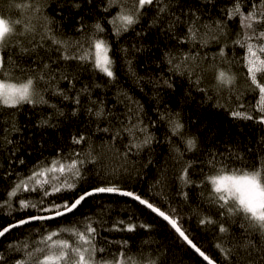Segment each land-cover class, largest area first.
Instances as JSON below:
<instances>
[{
	"label": "trees",
	"instance_id": "1",
	"mask_svg": "<svg viewBox=\"0 0 264 264\" xmlns=\"http://www.w3.org/2000/svg\"><path fill=\"white\" fill-rule=\"evenodd\" d=\"M231 2L232 0H170L169 13H174L181 21L171 30L166 27L167 22L172 20L171 15L167 18L158 16L157 5L146 6L140 22L128 32L116 36L108 21L116 14L117 9L108 8L107 0H45L42 14L49 18V27L58 38L70 42L81 40L94 31L93 26L98 22L108 29L105 35L112 43L116 78L112 80L92 70L87 64L78 66L76 61H58L61 69L76 76L75 87L70 90V95L85 85L89 86L91 95H81L79 106L49 93L46 98L58 105L64 112L63 116L54 115L56 110L47 105L34 107L25 104L18 110L0 109V202L7 199L5 193L10 190L18 174H28L37 161L51 159L60 152L86 149L91 144L97 163L86 166L92 171L75 192L63 195L75 196L100 182L97 172L110 174L115 169V175H109L108 178L119 181L122 187L155 198L157 204H170L176 208L183 218L184 227L195 238V242L208 250L213 258L223 260L214 246L222 234L218 232L216 225H200L199 220L203 216H211L225 223L229 232L223 238L231 242H238L245 236L244 230L240 228L242 221L218 215L220 210L207 199V186L201 188L197 185L208 171L204 162L210 153L218 154V158L222 155L233 167L241 166L238 157L243 158L245 163H250L264 155V125L235 119L229 114L239 103H244L247 107L253 101L252 93L245 92L240 100H236V93H233V98L227 103L224 99L219 101L224 107L216 106L217 94L212 79L214 68H209V65L220 44L210 43L202 48L198 44L182 41L187 37V21L191 18L192 11L200 16L202 22L211 24L223 18V10ZM75 4H79V7H74ZM3 7L0 4V8ZM81 27L83 31H80ZM238 32V21H228L227 37L222 38L221 43H228L229 55L232 51L231 41ZM37 52L39 56L33 53L30 57L25 56L23 61H39L40 58L46 62L49 58L58 60L59 53L48 41H45V48L37 49ZM235 52L237 55L241 54L239 48ZM185 53H199L201 57L207 55L208 59L202 63L208 70L201 72L197 69L194 73L183 75L170 70L167 57L172 55L179 58ZM9 55L15 59L17 53L9 49ZM32 67L36 65L32 64ZM53 67L57 65L53 64ZM232 70L237 73V84L243 91L246 84L243 72L238 65H233ZM197 76L200 77L199 84L196 82ZM164 81H168L171 87ZM59 84L61 88L68 89L67 81L61 80ZM124 94L131 97V100L126 99ZM90 101H103L105 111H111L112 116L97 120L87 111L88 107L94 108ZM129 107L134 110L139 108V116L148 126L153 140L150 145L140 150L132 149L124 156L131 137L122 133L121 137L113 140L111 132L97 131V127H121L119 121L125 120ZM76 108L79 109L77 114L72 115ZM177 114L185 125V134L197 139L196 151H185L183 140L172 134L168 117H175ZM49 117V123L55 126H41V122ZM13 122L20 131L8 133V138L14 141L13 144H8L2 137L5 135L4 129L10 128ZM79 134L90 138L86 144L72 143V137ZM175 148H179L183 155L180 156ZM20 160L24 163L21 164ZM187 162H192L189 172L196 181L195 185L186 186L179 179ZM202 168L204 172H201ZM183 193H187V199ZM23 195L31 199L37 198L34 193ZM29 213L40 214L35 213V210L21 211L15 202L12 208L6 205L0 207V228ZM86 216L104 221L98 243L105 246V241L113 242L106 245L113 252L119 246L117 242L127 241L132 253L158 258L159 264H206L165 221L127 197L112 194L90 197L77 210L74 219L81 220ZM130 218L134 223L149 224L152 227H138L134 232L107 230L116 220L127 221ZM45 227L55 228L56 224L36 222L12 230L0 240V251L5 250L9 243L26 238L35 239V230H43Z\"/></svg>",
	"mask_w": 264,
	"mask_h": 264
},
{
	"label": "snow or ice",
	"instance_id": "2",
	"mask_svg": "<svg viewBox=\"0 0 264 264\" xmlns=\"http://www.w3.org/2000/svg\"><path fill=\"white\" fill-rule=\"evenodd\" d=\"M44 3L45 0H0V4L4 5L0 8V109L18 110L25 104L34 107L47 105L56 110L54 115L63 116L64 112L58 105L46 98L49 93L53 97L71 101L79 106L81 95H91L89 86L85 85L70 95V90L75 87L76 76L68 73L66 69H61L58 61H76L78 66L87 64L92 70L112 80L116 78L113 71L115 61L112 43L105 35L108 29L98 22L93 26L94 31L81 40L70 42L58 38L49 27L51 21L42 14ZM107 3L108 8L117 9L116 14L108 21L116 36L133 29L140 22L145 7L154 4L158 6V16L167 18L171 15L172 20L166 25L167 30L181 22L180 17L169 13L170 0H107ZM74 7H79V4ZM108 8H105V11H108ZM223 11V18L211 24L202 22L200 16L192 11L191 18L187 21V37L182 43L198 44L202 48L210 43L220 44L209 65V68H214L212 79L217 94L216 106L224 107L219 101L224 99L227 103L233 98V93H236V100H240L245 92L252 93L253 101L247 107L244 103H239L229 114L235 119L264 125V0H232L230 6ZM234 20L238 21L239 32L231 41L232 51L229 55L228 43L221 41L227 37L228 21ZM80 31H83L82 27ZM45 41L55 46V51L59 53L58 60L49 58L46 62L40 58L39 61H23L25 56L30 57L33 53L39 56L37 49L45 48ZM237 48L241 50L240 55L235 52ZM9 49L17 53L15 59L9 55ZM207 59V55L201 57L199 53H185L179 58L169 55L167 62L171 65L170 70L183 75L194 73L197 69L201 72L207 71L202 63ZM32 64L36 67H32ZM53 64L57 67L54 68ZM233 65H238L243 72L246 81L243 91L238 87V76L232 70ZM61 80L67 81V90L60 87ZM196 82L200 83L199 76ZM164 83L171 87L168 81ZM124 95L126 99L131 100L127 94ZM90 103L94 108L88 107L87 111L97 120L112 116L111 111H105L103 101ZM78 110L74 109L72 115H76ZM50 119L51 117L43 120L41 126L54 127L55 125L49 123ZM168 120L172 134L183 140L185 151H196L197 139L185 134V125L181 122L179 114L175 117L169 116ZM119 123V128L112 125L103 128L98 126L97 131L111 132L113 140L121 137L122 133L131 137L124 156L132 149L140 150L152 143L153 137L148 131V126L140 118L138 107L135 110L129 107L125 120ZM19 131L13 122L10 128L4 129L5 135L2 139L8 144H13L14 141L8 138V133ZM89 139L84 134L74 135L72 143L84 145ZM175 151L180 156L183 155L179 148H175ZM93 152L91 144L79 151L73 149L67 153L60 152L51 159L37 161L28 174H18L10 190L5 193L7 199L0 202V207L6 205L12 208L15 202L21 211L35 210V213L40 214L29 213L0 228V238L6 237L13 229L36 222L46 225L55 223L56 227L36 229L35 239L26 238L9 243L5 250L0 251V264H159L158 258L143 253H132L127 241L117 242L119 246L115 252L106 247L113 242L105 241V246L99 245V233L104 224L102 219L97 220L91 216L81 220L74 219L81 205L89 197L98 194L118 195L138 202L167 222L176 235L206 264H264V155L258 156L250 163H245L243 158L238 157L241 160L240 167L231 166L222 155L218 158V154L214 153H210L204 162L208 171L203 174L197 186H207V199L220 210L218 215L242 221L240 228L245 232V236L238 242L225 241L223 235L229 232L225 223L211 216L200 218V225H216L218 232L222 234L219 242L214 245L223 257V260H220L219 257L213 258L208 250L195 242V238L184 227L183 218L176 208L170 204H157L155 198L122 187L119 181L108 178L109 175H115V169L110 174L97 172L100 182L95 186L75 196L63 195L75 192L81 182L86 180L88 173L92 171L86 166L97 163V156ZM19 162L24 163L23 160ZM190 168L192 162H187L179 177L186 186L196 184L191 178ZM201 172H204L203 168ZM24 193H34L37 198L25 197ZM183 195L187 199V193ZM49 197L53 199H48ZM138 227L151 229L152 226L134 223L130 218L127 221L116 220L107 230L134 232Z\"/></svg>",
	"mask_w": 264,
	"mask_h": 264
},
{
	"label": "water",
	"instance_id": "3",
	"mask_svg": "<svg viewBox=\"0 0 264 264\" xmlns=\"http://www.w3.org/2000/svg\"><path fill=\"white\" fill-rule=\"evenodd\" d=\"M99 195V194H98ZM90 198V197H89ZM130 199V198H129ZM138 203V202H137ZM162 219V218H161ZM163 220V219H162ZM164 221V220H163ZM167 223V222H166ZM17 229V228H16ZM13 230H15V229H13ZM7 235V234H6ZM2 238H0V240H1ZM192 250V249H191ZM193 251V250H192ZM194 252V251H193ZM197 255V254H196ZM198 256V255H197ZM199 257V256H198ZM202 259V258H201Z\"/></svg>",
	"mask_w": 264,
	"mask_h": 264
}]
</instances>
